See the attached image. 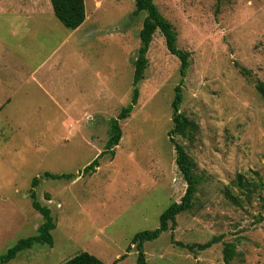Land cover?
<instances>
[{"label": "rangeland", "instance_id": "obj_1", "mask_svg": "<svg viewBox=\"0 0 264 264\" xmlns=\"http://www.w3.org/2000/svg\"><path fill=\"white\" fill-rule=\"evenodd\" d=\"M12 1L0 0V257L37 233L42 215L31 206V190L55 228L52 244L35 243L4 264H62L82 251L105 264H137L131 238L156 228L160 213L186 188L168 136L178 84L179 111L191 127L173 138L199 183L174 228L144 243L146 260L225 264L223 246L234 243L228 264H264V98L257 90L264 83V0H154L176 31L177 47L189 52L185 76L156 30L137 103L119 121L121 138L87 173L106 150L110 121L131 102L145 13L132 14L134 0L97 6L84 0L86 21L60 44L70 30L49 0H39L50 15L32 34L9 13L17 9ZM238 175L262 183L260 194L241 205L225 196L236 190ZM213 237L218 241L205 250L178 244Z\"/></svg>", "mask_w": 264, "mask_h": 264}, {"label": "trees", "instance_id": "obj_2", "mask_svg": "<svg viewBox=\"0 0 264 264\" xmlns=\"http://www.w3.org/2000/svg\"><path fill=\"white\" fill-rule=\"evenodd\" d=\"M55 18L67 29L74 30L79 27L85 20V5L84 0H49ZM140 12H144L145 16L142 21L141 28L139 30V46L136 51V57L133 60V88L131 94V102L122 107L119 111L117 118L110 121V136L105 143L106 150L102 151L98 157L90 162L85 168L84 172L87 173L94 170L98 166V158L105 152L111 150L118 144L121 138V128L119 121L127 118L133 109V105L137 103L138 99V82L143 78L144 70L147 66L146 53L149 45L153 39V35L156 30H159L164 37L165 45L168 52L176 56L180 61L179 72L181 77L185 76L187 67L189 52L182 50L176 45V31L169 20H167L158 10L154 0H134V10L132 14L136 15ZM257 90L264 98V83L260 82L257 85ZM182 100V93L180 85L175 86V93L171 103L172 107V126L168 131L171 143L175 149V163L177 168L185 181L186 188L179 201H172L159 215V224L156 228L151 230H143L135 233L131 238V245L135 246L137 251L136 263L137 264H150L145 257L143 245L146 241L156 239L161 232L173 229L176 222V216L181 212L188 211L192 204L195 193L197 191V185L199 183V177L194 173L192 168V162L187 156L184 147L177 143L173 136L180 135L185 137L188 135L187 131L191 127V121L187 119L180 111L179 105ZM43 176L50 178H64L70 179L74 176L72 173L52 174L44 172ZM38 179L35 177L31 183V189L36 186ZM235 191L227 189L225 192L226 198H228L233 204L241 205L243 202H248L261 188L262 183L255 180L249 181L244 179L241 175H238L234 182ZM31 198V206L42 215V222L37 226V233L33 236L20 238L17 242L10 246L7 251L0 257V264H4L16 257L18 252L30 248L35 243H47L52 244L53 238L51 231L55 228V223L50 214V210L47 206L40 204L36 199L35 191L31 190L29 194ZM218 241V237L204 243L196 244H182L189 250L197 248L198 250H205L212 244ZM235 244L225 243L222 249L223 261L225 264L234 257ZM62 264H105L98 257L90 254L86 251H82Z\"/></svg>", "mask_w": 264, "mask_h": 264}, {"label": "crops", "instance_id": "obj_3", "mask_svg": "<svg viewBox=\"0 0 264 264\" xmlns=\"http://www.w3.org/2000/svg\"><path fill=\"white\" fill-rule=\"evenodd\" d=\"M8 1H10V0H8ZM19 1L20 0H18V2ZM18 2L16 3L17 9L16 10L13 9L12 12H9V11L8 12L12 13L14 15H17V20H18L20 25H22L23 23H26V24H23V25H27V31L26 32H29V33L32 34L33 30L37 29L38 27H41L40 18H42V17L44 18V17L50 15L48 3H47V6L45 8L46 9V13L43 14L42 13L43 11L41 9L42 7L40 5V1L39 0H25V4L24 5L20 4ZM46 2H47V0H46ZM99 4H100V1L99 0H95L94 5L97 6ZM84 5H85V2H84ZM12 7H13V4H12ZM22 17H26L28 22H23L22 21ZM85 21H86V12H85V20L83 21L82 24H84ZM82 24L79 27H77L76 29L70 30V32L65 33L64 37L60 41V44L64 43L67 40H70V39L73 40L74 34L77 32V30H79V28L82 26ZM44 25H46V24H44ZM58 47L59 46H56L54 49L52 48L53 50H51L52 52H50V55H49L47 61H49V59H51V56H52L53 52H55ZM36 69L34 70L35 74H37L38 70H40L41 68L40 69L36 68Z\"/></svg>", "mask_w": 264, "mask_h": 264}]
</instances>
